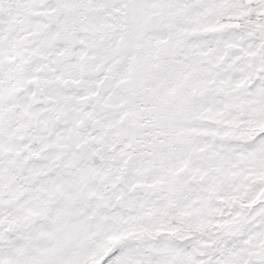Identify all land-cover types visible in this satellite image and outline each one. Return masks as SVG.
Here are the masks:
<instances>
[{
  "label": "snow or ice",
  "instance_id": "obj_1",
  "mask_svg": "<svg viewBox=\"0 0 264 264\" xmlns=\"http://www.w3.org/2000/svg\"><path fill=\"white\" fill-rule=\"evenodd\" d=\"M0 264H264V0H0Z\"/></svg>",
  "mask_w": 264,
  "mask_h": 264
}]
</instances>
